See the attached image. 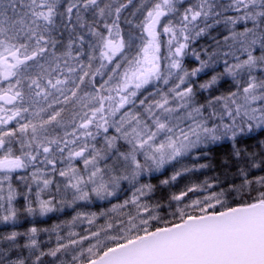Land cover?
Segmentation results:
<instances>
[{"label":"snow or ice","instance_id":"obj_1","mask_svg":"<svg viewBox=\"0 0 264 264\" xmlns=\"http://www.w3.org/2000/svg\"><path fill=\"white\" fill-rule=\"evenodd\" d=\"M0 225V264H264V0H0Z\"/></svg>","mask_w":264,"mask_h":264},{"label":"trees","instance_id":"obj_2","mask_svg":"<svg viewBox=\"0 0 264 264\" xmlns=\"http://www.w3.org/2000/svg\"><path fill=\"white\" fill-rule=\"evenodd\" d=\"M140 1V0H139ZM215 171H209L208 175H214ZM197 178L199 179H204L205 177L203 175H201L200 173H196L192 176H190L189 178H182L174 187H173V191H178L180 188H183L184 185L186 183L189 182V179H191L192 182H195L197 180ZM153 183L158 184L159 183V176H157V178H154L152 180ZM159 195V193H158ZM89 210L91 211H97L98 210V206L97 205H93L90 206ZM66 219H70V216L66 213H57V214H52L50 217L41 219V220H36L33 222H30V226H32L33 224H35L38 227H42V228H46V227H51L52 224L54 223H59L60 221L66 220ZM28 224H20L19 226H17L16 228H18L20 231H24L27 229ZM8 228H11L9 226H7ZM4 228V227H2ZM44 238H47V236L45 235Z\"/></svg>","mask_w":264,"mask_h":264},{"label":"rangeland","instance_id":"obj_3","mask_svg":"<svg viewBox=\"0 0 264 264\" xmlns=\"http://www.w3.org/2000/svg\"><path fill=\"white\" fill-rule=\"evenodd\" d=\"M134 2H136V4H139L140 1L139 0H134ZM129 8H130V6H129ZM141 15L142 14L138 13L135 17L131 16V19H133L134 21L138 22L141 19ZM121 27H122L126 37H127V34H128L129 31H131L133 33V36H135V35H137L139 33V29H136V28H135V32H134V28L132 27V25H128V24H123L122 23ZM136 42L139 43V41H136ZM164 50L165 49H162V51H164ZM18 204H21L20 201H18ZM45 218H47V217H45ZM41 219H44V218H40V217H36V218L26 217V215L22 214L21 218H20V222H19V224L16 225V227L19 226L22 223L28 224L27 226L30 227V224H29L30 222H33V221H36V220H41ZM2 227H5V226L0 225V228H2ZM9 227H12V226L9 225ZM81 227H83V226H81ZM77 230H80V229H77ZM44 239H47V238H44ZM53 240H54V237H53Z\"/></svg>","mask_w":264,"mask_h":264},{"label":"flooded vegetation","instance_id":"obj_4","mask_svg":"<svg viewBox=\"0 0 264 264\" xmlns=\"http://www.w3.org/2000/svg\"><path fill=\"white\" fill-rule=\"evenodd\" d=\"M133 4H136V2H134V0H133ZM132 11H134V8H133L132 6H130V8H129L128 10H126V12H125V16H128V18L131 19V16L129 15V13L132 12ZM132 27H133V26H132ZM133 28H134V27H133ZM134 32H135V28H134ZM163 39H166V37H163ZM20 203H21V205H22L23 201L21 200Z\"/></svg>","mask_w":264,"mask_h":264}]
</instances>
